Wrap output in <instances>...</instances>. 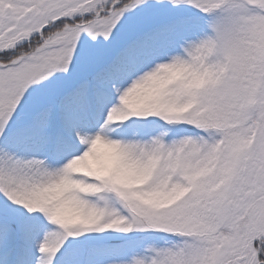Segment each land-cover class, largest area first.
<instances>
[{"label":"trees","instance_id":"trees-1","mask_svg":"<svg viewBox=\"0 0 264 264\" xmlns=\"http://www.w3.org/2000/svg\"><path fill=\"white\" fill-rule=\"evenodd\" d=\"M32 2L33 11L45 12L41 0ZM77 2L83 4L59 15V18L64 17L62 20L54 23L57 17L51 19L45 29L40 27L21 39L0 40V66L6 69L43 52L61 48L67 42L65 37L69 30L78 29L85 14L91 21L98 14L110 12L105 20L116 22L108 40L112 41L111 52L102 56L101 52L105 53V50L99 49L95 54L97 59L93 57L83 72L86 76L70 79L71 87L55 91L52 102L42 108L53 111L56 117L54 137L66 147L75 146V155L62 157L55 149L50 161L21 159L20 149L26 140L45 138L50 129L45 127L41 109L22 111L17 120L26 121V124H18L14 130L7 129L8 106L0 101V242L3 245L6 241L7 249L18 255L13 262L8 260L7 263L133 264L129 259L134 256L132 251L140 249L141 259L147 258L151 247L159 254L158 260L159 257L163 259L165 251L182 256L183 251L187 253V247L179 235L187 234L153 229L135 231V219L139 215L134 206L171 207L185 199L194 182L214 168L220 152L216 136L184 123V119L177 121L178 125L175 123L179 116L185 118L204 109L197 101L222 79L228 67L225 57L217 58L211 51L215 44L210 15L195 10L169 13L170 6L180 0ZM118 2L121 4L114 7ZM149 12L151 18H144ZM165 26L169 28L167 31ZM171 37L184 40V47L189 50V62L178 63L175 55L168 53L165 45ZM156 45L164 51L157 61L149 53ZM127 67H132L137 74L130 87L120 84V80L126 78ZM158 70L157 76H152ZM176 79L185 91L183 102L179 100L177 89L168 93L169 81ZM82 82L90 85L93 101L96 102L101 94L114 100L104 122L107 145L102 151L80 141V131L87 125L88 116L71 102L78 99L75 91L81 88ZM250 122L254 130H258V141L264 146V140H261L264 105L255 107ZM158 136L168 141L170 148L181 142L207 146L206 155L210 159L201 168L200 161L196 162L192 177L176 176L177 156L181 150L178 144L174 162L166 168L165 175L154 181L161 157L153 152L146 155L144 149L148 144L144 138ZM47 163L62 179L61 186L52 194L40 189L35 176ZM256 190H250L252 203V199L247 202L242 199L245 202L242 208L246 203L249 208L240 217L247 218V222L240 221L236 229H241L240 237L246 236L243 243L250 244L248 249L252 259L264 263V189ZM79 230L101 233L84 237ZM114 230L119 232L109 234ZM178 243L183 244L181 253L174 249ZM123 252L130 254L122 257ZM245 254L249 255V250ZM111 258L112 262H108ZM184 261L186 264L181 258V264Z\"/></svg>","mask_w":264,"mask_h":264},{"label":"rangeland","instance_id":"rangeland-1","mask_svg":"<svg viewBox=\"0 0 264 264\" xmlns=\"http://www.w3.org/2000/svg\"><path fill=\"white\" fill-rule=\"evenodd\" d=\"M82 2L41 0L45 11L42 12L40 9H31L34 5L32 0H0V40L6 41L9 37L21 39L40 27L45 29L51 19L57 17L59 21V15L78 8ZM120 4L118 2L114 7ZM174 5L180 6L178 8ZM174 5L170 6L169 13L195 10L210 15L215 44L211 51L217 58L225 57L228 63L222 79L197 101V105L201 104L204 109L185 118L179 116L175 118V123L178 125L177 121L184 119V123L215 135L220 152L214 168L194 182V187H191L181 202L168 208L143 204L134 206L139 215L135 219V231L148 232L153 229L187 234L179 235L186 242L187 253L180 252V248H184L183 244L178 243L174 249L179 250L182 256L165 251L163 259L159 257L158 260L159 254L151 247L147 258L141 259L140 249L132 251L133 257H127L133 260V264H181V258L186 260V264H261L252 259L248 249L250 244L243 243L246 236L240 237L241 229L236 227H239L240 221L247 222V218L244 220L245 217H240L249 208L248 203L242 208V203H245L242 199L246 202L252 199V188L256 191L264 189V146L258 141V130H254V125L249 123L254 118L255 107L258 104L264 105V0H180ZM107 14L111 13L98 14L91 21L87 18L89 15L85 14L78 29L69 30L70 33L65 37L68 38L67 42L59 49L43 52L10 68L2 69L0 66V101L8 106L5 120L7 129L14 130L18 124H26V121L17 118L22 111L32 109L35 112L43 110L45 127L50 129L45 138L26 140L20 149L21 159L50 161L54 157L50 156L51 149H57L62 157L75 154V146L66 147L58 137H54L56 117L53 111L42 108L52 102L55 91L61 92L71 87L70 79L77 80L86 76L83 72L88 69L93 57L97 59L95 54L99 49L105 50V53L101 52L102 56L111 52L109 48L112 41L108 40L112 37V28L116 22H107ZM151 16L149 12L144 18ZM164 29L167 31L169 28L165 26ZM157 46L149 50L155 61L164 52L157 49ZM165 46L169 54L175 55L178 63L189 62V50L184 47L183 39L171 37ZM158 73L159 70L153 72L152 76L156 77ZM136 75L132 67H127L126 78L121 79L120 84L129 86ZM167 89L168 93L177 89L179 100H185V91L178 79L169 81ZM75 92L78 99L71 103L88 116L87 125L80 131V141L102 151L107 145L104 122L109 116L113 99L101 94L96 102L93 101V93L87 82H82L81 88ZM262 137L261 140H264V135ZM144 140L148 144L147 149H144L146 155L153 152L155 156L161 157L155 169L154 181L165 175L166 168L174 162L178 144L181 150L177 156L176 176L192 177L196 162L200 161L201 168L210 159L206 155L207 146L181 142L170 148V143L159 136ZM35 176L40 189L51 194L62 184L61 175L53 171L49 163L42 165ZM114 231L109 234L119 232ZM79 233L89 237L91 233L100 234L101 231L79 230ZM5 242L3 245L0 242V264H8V260L13 262L18 256L12 249H7ZM247 250L249 255L245 254ZM238 253H241L239 259ZM129 254L123 252L121 256Z\"/></svg>","mask_w":264,"mask_h":264}]
</instances>
